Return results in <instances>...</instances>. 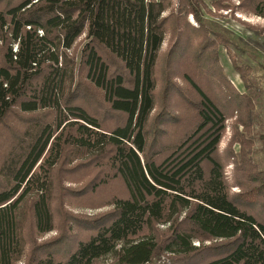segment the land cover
I'll return each mask as SVG.
<instances>
[{
    "label": "trees",
    "instance_id": "obj_1",
    "mask_svg": "<svg viewBox=\"0 0 264 264\" xmlns=\"http://www.w3.org/2000/svg\"><path fill=\"white\" fill-rule=\"evenodd\" d=\"M189 3L188 12L198 18L195 2ZM0 5V264L23 261L31 241L25 234L29 217L39 234L54 230L55 172L85 158L106 162L127 195L115 198L109 213L82 219L91 232L67 255L58 258L53 245L42 246L46 255L33 257V264H98L107 256L119 264H147L160 247L156 223L171 225L166 252L188 254L196 250L194 239L217 240L197 264H264V200L252 206L246 196L253 190L237 196L228 190L216 156L228 112L191 74L185 80L198 98L194 128L165 156L149 146L156 65L166 36L163 0H0ZM239 5L264 18V0ZM84 33L87 78L111 109L126 116L110 129L67 97L73 68L64 52ZM235 67L246 92L233 89L227 97L237 103L240 117L249 111L251 118L250 70L238 62ZM260 173L256 180L263 185L254 193L264 197V170Z\"/></svg>",
    "mask_w": 264,
    "mask_h": 264
},
{
    "label": "rangeland",
    "instance_id": "obj_2",
    "mask_svg": "<svg viewBox=\"0 0 264 264\" xmlns=\"http://www.w3.org/2000/svg\"><path fill=\"white\" fill-rule=\"evenodd\" d=\"M163 1L167 5L163 14L166 36L156 65L155 109L147 126L149 146L153 152L165 156V152L169 154L176 150L181 136L194 128V107L198 98L185 80V74H191L226 106L228 112L226 129L216 153L225 168L228 190L235 196L253 190L246 196V202L252 206L262 204L263 195L254 192L263 185L256 178L264 170V141L261 139L264 136V18L240 9L241 0H193V6L199 11L198 18L188 12L191 10L189 0ZM86 40L84 33L70 50L64 52L69 69L73 68L67 97L86 107L110 129L124 123L126 116L111 109L104 93L87 78L82 57ZM3 50L0 42V61ZM112 61L122 70L119 62ZM237 62L250 70L248 78L255 95L251 118L249 111L240 117L237 103L227 97L233 89L243 95L246 92L247 84L235 67ZM20 128L23 132L24 126ZM112 175L106 162L90 158L76 159L57 168L52 207L55 228L39 234L29 217L25 234L31 241L19 264H33V257L45 256L42 246L53 245V254L63 257L76 247L79 239L87 237L91 231L82 219L109 213L114 209L111 202L127 195L121 177L111 178ZM184 217L185 214L177 217V224ZM182 225L183 229L188 227V224ZM170 226V223L154 225L153 233L160 247L152 262L147 264H197L201 254L212 252L211 248L218 243L202 237V240H193L196 250L192 253L166 252L164 247L172 237ZM98 264L119 263L113 256H107Z\"/></svg>",
    "mask_w": 264,
    "mask_h": 264
}]
</instances>
